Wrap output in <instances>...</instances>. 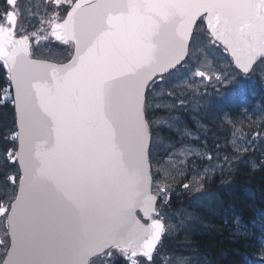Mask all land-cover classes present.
I'll return each instance as SVG.
<instances>
[{
	"label": "snow or ice",
	"instance_id": "snow-or-ice-1",
	"mask_svg": "<svg viewBox=\"0 0 264 264\" xmlns=\"http://www.w3.org/2000/svg\"><path fill=\"white\" fill-rule=\"evenodd\" d=\"M33 2L0 7L15 112L12 146L0 152V264H190L165 244L185 224L172 215H193L171 213L170 194L202 192L203 180L184 183L175 161L189 149L157 140L160 94H150L196 48L222 47L238 73H252L264 63V0H43L28 32ZM41 42L66 46V62L34 58ZM209 71L198 64L192 79L231 75Z\"/></svg>",
	"mask_w": 264,
	"mask_h": 264
},
{
	"label": "rangeland",
	"instance_id": "rangeland-1",
	"mask_svg": "<svg viewBox=\"0 0 264 264\" xmlns=\"http://www.w3.org/2000/svg\"><path fill=\"white\" fill-rule=\"evenodd\" d=\"M32 10H40L39 7H36V2L33 3ZM24 19L27 22L26 17H24ZM40 47H43L45 50L43 51L40 49V54L42 55L45 54L47 49L54 48L47 42H41ZM52 52L55 53V48ZM229 60V57L223 53L222 49L217 51L215 48H208L207 50L196 48L194 49V56L191 61L185 64L178 74L169 77L164 83H158L155 92L151 93L152 96H155L156 93L160 94L151 102L153 106H161L160 110L154 113V116L162 118L164 121V123L158 128L159 135L157 140H163L165 144L168 142H174L175 149H170V151L173 152L181 147L189 149V155L187 158L180 157L175 161L177 164L181 161L183 162V168L181 171L188 174L189 178L187 180L189 182L194 178H200L203 182L205 179L210 178H215L216 182L230 179L233 170L226 168L222 173L223 166L229 164L228 162H232L235 159H238L239 162L243 161L242 155L240 158V149L238 150L235 148H240V143H243L244 145H246V142L256 144L252 139L257 137L260 141V132L257 127L258 124L260 125L262 123L261 119H264V63L258 64L251 75L243 76L239 74L232 65H229ZM198 64L207 65V68L210 69L208 72L209 75L224 76L228 75L229 72H231V75L228 80H221L219 83L215 79L212 81L201 80L199 78L193 80L192 72L195 71V67ZM188 69H191V71ZM238 76L242 77V83L240 85L236 83ZM188 81H191L190 87L187 86ZM171 86L175 89L169 88ZM245 91L247 94H245ZM178 95L181 97H174ZM246 97L248 99H245ZM5 98L6 95L0 93V106H4L3 103L5 102ZM192 101L198 102L201 106V115L197 111H195V114L202 118L203 123L208 124H205L206 126L204 124L196 126L195 130H191L192 132L190 133L189 128H187L188 126L184 124L183 127H181V125H179L181 122L172 121L174 119H171V115L168 113L170 111L166 109L179 108L187 102H189L191 106ZM245 106H247L248 109L244 108ZM255 109H259V112L249 113ZM243 110L245 112H243ZM249 114L253 115L252 121L247 119ZM5 118V112L0 110V120ZM255 118H259L260 121L256 123V121H254ZM178 120L180 121V119ZM171 125H176L183 130L184 136L164 129ZM209 138H215L214 146L207 144V139ZM262 139H264V134ZM9 147H11V145ZM227 147L231 151L226 157ZM213 148L214 151H212ZM209 149L211 150L208 151ZM0 152H2V150ZM250 161V164L252 165L255 163V165H253L254 167L258 166L255 157L251 156ZM165 162L170 163L167 159ZM205 172H207V175H205ZM221 173L222 176L220 177L219 175ZM177 194H179V191H177ZM204 194L205 193L199 192L198 195H195L196 197L192 196L185 200L184 198L187 193L182 192L180 199H182L183 203L176 205L174 212L176 213V210L178 209L185 210L183 206L186 203H188L186 206L189 207L186 211H194L190 219L175 214L179 217L177 218L178 222L180 219L185 220L184 227H188L191 223L195 224L196 222H203L200 211L204 208L208 210L209 215H216L215 210H212L210 207L211 204L207 202L201 203L200 198ZM207 204H209V207ZM201 207L204 208L201 209ZM173 220H176V218ZM192 227H194V225H192ZM201 258V255L196 254L192 259V263L204 264V262H209L206 257L200 262L199 260Z\"/></svg>",
	"mask_w": 264,
	"mask_h": 264
},
{
	"label": "trees",
	"instance_id": "trees-1",
	"mask_svg": "<svg viewBox=\"0 0 264 264\" xmlns=\"http://www.w3.org/2000/svg\"><path fill=\"white\" fill-rule=\"evenodd\" d=\"M25 2L27 0H21L22 4ZM34 2L36 7H43V0ZM3 3L4 0H0V7ZM34 12L38 20L40 11ZM24 22L26 23L23 18L21 24ZM5 76L6 72L0 66V90L5 83ZM0 110L6 114V118L0 120V143H5L3 136L14 126V113L8 104L0 106ZM184 118L188 120L186 115ZM263 134L264 130L259 134L260 141L251 145L250 151L243 156V161L236 162L230 168L233 174L230 179L223 180L226 185L215 183L218 189H210L209 193L214 197L216 195V199L209 203L216 215H209L201 210L203 222L191 223L187 229L165 239L168 248L175 250L178 256L188 258L190 264H193L192 259L196 254L201 255L200 262L206 257L209 262L204 264H260L264 259L260 253V241L264 238ZM2 149L0 147V151ZM252 155L258 162L257 167L253 166L255 163L250 164ZM236 215L239 217V224H236Z\"/></svg>",
	"mask_w": 264,
	"mask_h": 264
},
{
	"label": "bare ground",
	"instance_id": "bare-ground-1",
	"mask_svg": "<svg viewBox=\"0 0 264 264\" xmlns=\"http://www.w3.org/2000/svg\"><path fill=\"white\" fill-rule=\"evenodd\" d=\"M202 210H203L204 212H206L207 214H209V213H208V210H206V209H202Z\"/></svg>",
	"mask_w": 264,
	"mask_h": 264
},
{
	"label": "water",
	"instance_id": "water-1",
	"mask_svg": "<svg viewBox=\"0 0 264 264\" xmlns=\"http://www.w3.org/2000/svg\"><path fill=\"white\" fill-rule=\"evenodd\" d=\"M13 96H14V89H13Z\"/></svg>",
	"mask_w": 264,
	"mask_h": 264
}]
</instances>
